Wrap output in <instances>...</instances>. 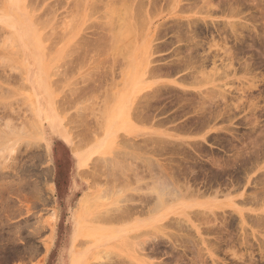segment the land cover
I'll use <instances>...</instances> for the list:
<instances>
[{
	"label": "rangeland",
	"instance_id": "rangeland-1",
	"mask_svg": "<svg viewBox=\"0 0 264 264\" xmlns=\"http://www.w3.org/2000/svg\"><path fill=\"white\" fill-rule=\"evenodd\" d=\"M124 1L0 0V264H71L70 252L73 250L83 257L82 264H104L107 255L136 258L151 264H264V0ZM135 14L139 17H133ZM126 20L131 23L128 27L132 33L128 36L123 29L129 23ZM120 22L125 24L122 26ZM122 33L126 38L121 41L118 38L119 35L124 37ZM195 42H199L198 46ZM86 45L90 49L85 48ZM40 69L39 79L45 78L50 89L51 103L46 99L48 106L29 81ZM82 74L93 78L88 80L90 78L86 76V82L81 78ZM91 97H94L93 101ZM209 104L211 108H208ZM203 106L209 111H201ZM47 108L66 132L68 141L55 136L46 145V120L42 121L40 117ZM140 111L144 115L149 111L152 115L141 117ZM33 119L40 123L41 139L36 141L34 137L27 142L29 134L24 133H29L30 128L26 122ZM110 122H114L115 131L105 138L104 129ZM84 124H89L90 130L94 126L95 133L92 130L90 134L87 130V133L83 132ZM149 136L153 138L151 142L145 139ZM155 136L164 138H156L159 146ZM78 139L85 140L79 143ZM126 141L141 145L143 150L127 146ZM76 144L87 153V162L83 166L78 164L73 152L72 145ZM154 144L159 149L153 160L167 164L166 171L169 172L172 164L177 167L176 161L182 164L184 157L183 164H192L194 170L190 174L184 170L182 173L185 166L178 165L177 168L181 167L179 174H183L176 176L180 185L175 182V192L162 188V197H158L161 201L158 200L160 204L156 202L157 205L152 201L156 199V195L153 198L156 192H151L156 183L154 179H147L155 172H148L149 165L146 167L147 163L141 157L142 153L146 158L150 154L147 149ZM172 147L179 150L174 148L173 151ZM125 152L127 161L138 164L136 173L141 169L138 177L143 174L144 178L141 176L142 182L138 181L141 187L133 189L136 192L131 190V183L122 194L132 192L137 196L145 192L141 194L144 198L150 191L151 202L147 206L141 204L139 199L136 200L137 196L132 202H139V209L144 206L141 212L133 214L130 210L125 217L130 213L131 218L129 215L117 223H107L103 218L99 220L92 216L100 207L114 206L109 203L113 190H108V194L96 185L101 189L102 197L99 194L100 198L91 210L81 209L79 200L86 192L96 193V187L90 186L88 172L99 168L96 167L100 166L99 161V165H94L97 159L118 158L116 156ZM68 196L69 201L65 202ZM119 204L122 208L125 202ZM196 209L207 213L194 215L191 211ZM181 217H184L183 222ZM177 220L189 225L186 231L179 230L180 234L188 230L191 238L195 237L194 241L190 238L189 245L198 240L194 250L187 242L182 244L186 250L180 247L179 252L173 250V254L169 249L174 242L169 232H175L176 228L171 225ZM77 226L81 233L74 237ZM110 228L123 229L117 235H110ZM146 238L159 242L157 253L148 256L147 252L142 254L135 250L136 241ZM198 246L204 248L201 255L196 249Z\"/></svg>",
	"mask_w": 264,
	"mask_h": 264
},
{
	"label": "bare ground",
	"instance_id": "bare-ground-1",
	"mask_svg": "<svg viewBox=\"0 0 264 264\" xmlns=\"http://www.w3.org/2000/svg\"><path fill=\"white\" fill-rule=\"evenodd\" d=\"M39 1V0H38ZM109 2V1H108ZM114 2V1H113ZM122 2V1H121ZM124 2H126V0L124 1ZM130 2V1H129ZM123 3V2H122ZM122 3L120 4V5H122ZM38 4V3H37ZM110 4V3H109ZM230 4V3H229ZM233 4V3H232ZM244 4V3H243ZM118 5V4H117ZM129 5V4H128ZM234 5V4H233ZM35 6V5H34ZM115 6V5H114ZM140 6V5H139ZM119 7V6H118ZM134 7V6H133ZM238 7V6H237ZM115 8V7H114ZM121 8H123V7H121ZM128 8H129V6H128ZM136 8H137V6H136ZM139 8V7H138ZM233 8V7H232ZM110 9V8H109ZM117 9V8H116ZM126 9V8H125ZM234 9V8H233ZM53 10V9H52ZM135 11V10H134ZM137 11V10H136ZM49 12V11H48ZM116 12V11H115ZM125 12H126V10H125ZM138 12H140V11H138ZM138 12H136L137 14H138ZM237 12V11H236ZM50 13V12H49ZM128 13V12H127ZM238 13V12H237ZM124 14V13H123ZM110 15V14H109ZM115 16V15H114ZM128 16V15H127ZM137 17V15L135 14V15H133V17ZM123 17V16H122ZM130 17V16H129ZM139 17V16H138ZM137 17V18H138ZM38 18V17H37ZM124 18L126 19L127 17H125L124 16ZM123 18V19H124ZM132 18V17H131ZM111 20V19H110ZM119 20V19H118ZM114 21V20H113ZM131 21V20H130ZM138 21V20H137ZM129 22V20H126V23H128ZM110 23H111V21H110ZM192 23V22H191ZM120 24H122V26L125 24V22H124V24L123 23H121L120 22ZM135 24V23H134ZM137 24V23H136ZM236 24H238V23H236ZM118 25V24H117ZM126 25V24H125ZM125 25L123 26V29H124V34L125 35H130V33H132V32H130L131 31V27H128V26H130L131 25V23L129 22L127 25H126V27H125ZM133 25V24H132ZM232 25V24H231ZM241 25H242V23H241ZM240 25V26H241ZM108 26L110 27V24H109V22H108ZM119 26V25H118ZM236 26V25H235ZM239 26V25H238ZM102 27V26H101ZM103 27H105V25L103 26ZM106 27H107V25H106ZM108 27V28H109ZM115 27V26H114ZM121 27V26H120ZM138 27V26H137ZM234 27V26H233ZM112 28H113V26H112ZM136 28V27H135ZM178 28V27H177ZM237 28V27H236ZM235 27H234V29H236ZM107 29V28H106ZM118 29V28H117ZM120 29H122V28H119V30ZM134 29V28H133ZM180 29V28H179ZM217 29V28H216ZM223 29V28H222ZM115 30V29H114ZM195 30V29H194ZM239 30V29H238ZM110 31V30H109ZM117 31V30H116ZM120 31H122V30H120ZM119 31V32H120ZM217 31V30H216ZM218 31H222V30H219L218 29ZM106 32V31H105ZM108 32V31H107ZM181 32V31H180ZM196 32V31H195ZM194 32V33H195ZM110 33V32H109ZM183 33V32H182ZM209 33V32H208ZM123 34V33H122ZM123 34V36L124 37H122V35H119V36H117V34L115 35V36H117V37H119L118 39H122V40H124V38H126L125 37V35ZM108 35V34H107ZM114 35V34H113ZM112 35V36H113ZM183 35H184V33H183ZM235 35V34H234ZM110 36V35H109ZM196 36H198V35H196ZM98 37H100V36H98ZM105 37V36H104ZM111 37V36H110ZM114 37V36H113ZM187 37V36H186ZM189 37V36H188ZM203 37V36H202ZM246 37V36H245ZM244 37V38H245ZM102 38H103V36H102ZM108 38V37H107ZM194 38V37H193ZM206 38V37H205ZM96 39V38H95ZM101 39V38H100ZM110 39V38H109ZM109 39H108V43H109ZM111 39H113V38H111ZM110 39V40H111ZM114 39H115V37H114ZM187 39V38H186ZM190 39H192V38H190ZM196 39V38H195ZM102 40H104V38L102 39ZM121 40V41H122ZM128 40V39H127ZM194 40V39H193ZM84 41V40H83ZM96 41V40H95ZM114 41V40H113ZM126 41V40H125ZM129 41V40H128ZM187 41V40H186ZM190 42V41H189ZM201 42V41H200ZM89 43V42H88ZM193 43H194V41H193ZM196 43V42H195ZM197 43H199V42H197ZM196 43V44H197ZM85 44H86V42H85ZM101 44V43H100ZM195 44V45H196ZM202 44V43H201ZM83 45H84V43H83ZM82 45V46H83ZM89 45V44H88ZM88 45H86V47L85 48H87L88 47ZM107 45H109V44H107ZM121 45V44H120ZM129 45V44H128ZM194 45V44H193ZM194 45V46H195ZM85 46V45H84ZM192 46V45H191ZM193 46V48H196V47H194ZM197 46H198V44H197ZM90 47H91V44H90ZM99 47V46H98ZM203 47V46H202ZM96 48V47H95ZM94 48V49H95ZM105 48V47H104ZM244 48V47H243ZM87 49H90V48H87ZM103 49V48H102ZM107 49V48H106ZM191 49V48H190ZM201 49V48H200ZM257 49V48H256ZM80 50V49H79ZM117 49H115V51H116ZM187 50V49H186ZM68 51V50H67ZM86 51V50H85ZM93 51V50H92ZM112 51V50H111ZM189 51V50H188ZM191 51H193V50H191ZM242 51V50H241ZM14 52V51H13ZM71 52V51H70ZM181 52V51H180ZM186 52V51H185ZM194 52V51H193ZM225 52H227V51H225ZM224 52V53H225ZM67 53V52H66ZM72 53V52H71ZM70 53V54H71ZM84 53V52H83ZM97 53H99V52H97ZM118 53V52H117ZM197 53V52H196ZM223 53V54H224ZM257 53V52H256ZM264 53V52H263ZM76 54V53H75ZM78 54H80V53H78ZM90 54V53H89ZM182 54V53H181ZM212 54V53H211ZM215 54V53H214ZM225 54H228V53H225ZM233 54V53H232ZM260 54V53H259ZM18 55V54H17ZM66 55V54H65ZM72 55V54H71ZM97 55V54H96ZM198 55V54H197ZM209 55V54H208ZM229 55H231V53H229ZM78 56V55H77ZM85 56H87V53H86V55ZM95 56V55H94ZM127 56V55H126ZM185 56V55H184ZM190 56H191V54H190ZM192 56H193V53H192ZM225 56V55H224ZM228 56V55H227ZM69 57V56H68ZM68 57H67V59H68ZM73 57V56H72ZM112 57V56H111ZM195 57H196V55H195ZM201 57V56H200ZM223 57V56H222ZM226 57V56H225ZM225 57H223V58H225ZM83 58V57H82ZM93 58V57H92ZM114 58V57H113ZM186 58H189V56L188 57H186ZM209 58V57H208ZM238 58V57H237ZM81 59V58H80ZM117 59V58H116ZM179 59V58H178ZM182 59V58H181ZM196 59H198V58H196ZM205 59V58H204ZM203 59V60H204ZM95 60V59H94ZM185 60V59H184ZM189 60H192V59H189ZM194 60V59H193ZM206 60V59H205ZM210 60V59H209ZM225 60V59H224ZM249 60H251V59H249ZM65 61V60H64ZM72 61V60H71ZM75 61H76V59H75ZM80 61V60H79ZM177 61V60H176ZM180 61V60H179ZM199 61H201V60H199ZM211 61V60H210ZM222 61V60H221ZM45 62V61H44ZM43 62V63H44ZM100 62V61H99ZM181 62V61H180ZM193 62V61H192ZM195 62V61H194ZM204 62V61H203ZM255 62V61H254ZM75 63V62H74ZM81 63V62H80ZM79 63V64H80ZM182 63V62H181ZM199 63H201V62H199ZM89 64H91V63H89ZM95 64V63H94ZM97 64V63H96ZM95 64V65H96ZM175 64V63H174ZM178 64V63H177ZM176 64V65H177ZM189 64V63H188ZM193 64V63H192ZM195 64H197V62H195ZM194 64V65H195ZM202 64V63H201ZM204 64V63H203ZM229 64V63H228ZM46 65V64H45ZM73 65V64H72ZM95 65H93V66H95ZM198 65V64H197ZM48 66V65H47ZM46 66V67H47ZM178 66V65H177ZM180 66V65H179ZM178 66V67H179ZM185 66H186V63H185ZM189 66V65H188ZM203 66V65H202ZM227 66V65H226ZM250 66V65H249ZM70 67V66H69ZM68 67V68H69ZM87 67H89V66H87ZM182 67V66H181ZM191 67V66H190ZM194 67V66H193ZM44 68H45V66H44ZM73 68V67H72ZM80 68H82V67H80ZM91 68V67H90ZM101 68H103L102 66H101ZM100 68V69H101ZM195 68V67H194ZM197 68V67H196ZM20 69V68H19ZM48 69V68H47ZM70 69V68H69ZM74 69V68H73ZM94 69V68H93ZM95 69H99V68H95ZM175 69V68H174ZM181 69V68H180ZM192 69V68H191ZM90 70V69H89ZM84 71V70H83ZM98 71V70H97ZM61 72V71H60ZM60 72H59V74H60ZM66 72V71H65ZM55 73V72H54ZM80 73V72H79ZM82 73V72H81ZM94 73H96V72H94ZM99 73V72H98ZM102 73V72H101ZM86 74H88V73H86ZM93 74V73H92ZM41 75V69L40 70H37L36 72H35V75H34V78L32 79V80H30L29 79V81H30V83H31V85H32V88L33 89H35V90H37L38 91V94L40 95V99H42L45 103H46V105H47V100H49L48 102L49 103H51V94H50V89H49V87L47 86V84H46V80H45V78H42V79H39V76ZM85 75V74H84ZM87 77L89 76V75H86ZM84 77L83 76V74H82V76H81V78L83 77V78H85V81L87 82V77ZM103 76V75H102ZM7 77V76H6ZM42 77V76H41ZM65 77H66V75H65ZM9 78V77H8ZM7 78V79H8ZM82 78V79H83ZM88 78H90V79H88V80H91L92 78H91V76H89ZM94 78H96V77H94ZM39 79V81H37ZM81 80V79H80ZM94 80V79H93ZM102 80V79H101ZM1 81V80H0ZM84 81V82H85ZM98 81V80H97ZM104 81V80H103ZM9 82V81H8ZM81 82V81H80ZM94 82V81H93ZM96 82V81H95ZM91 83V82H90ZM89 83V84H90ZM88 84V83H87ZM92 84V83H91ZM97 84H98V82H97ZM100 84V83H99ZM77 85V84H76ZM79 86H81V85H79ZM87 86V85H86ZM94 85L92 84V87H93ZM99 86V85H98ZM101 86V85H100ZM99 86V87H100ZM218 86V85H217ZM90 87V86H89ZM95 87V86H94ZM93 87V88H94ZM219 87V86H218ZM3 88V87H2ZM74 88V87H73ZM80 89V88H79ZM79 89H77V90H79ZM82 89V88H81ZM80 89V90H81ZM89 89V88H88ZM97 89V88H96ZM4 90V89H3ZM71 90V89H70ZM93 89H91L90 88V91H92ZM218 91V90H217ZM6 92V91H5ZM77 92V91H76ZM80 92H82V91H80ZM96 92V91H95ZM198 92V91H197ZM213 92H215V91H213ZM1 93V92H0ZM8 93V92H7ZM73 93V92H72ZM210 93H212V92H210ZM216 93V92H215ZM10 94H12V93H10ZM91 94H93V93H91ZM98 94V93H97ZM219 94L221 95V93L219 92ZM1 95V94H0ZM72 95V94H71ZM207 95H209L208 93H207ZM206 95V96H207ZM223 95V94H222ZM6 96H7V94H6ZM68 96V95H67ZM66 96V97H67ZM92 96H94L95 97V95L93 94ZM206 96H204L205 98H206ZM94 97H91V99H92V101H93V98ZM211 97V96H210ZM210 97H208V98H210ZM71 98V97H70ZM70 98H67V99H70ZM217 98H219V97H217ZM216 98V99H217ZM232 98V97H231ZM47 99V100H46ZM90 99V100H91ZM200 99H202V98H200ZM213 99V98H212ZM212 99H211V101H212ZM222 99H223V97H222ZM224 99H226L225 97H224ZM61 100V99H60ZM76 100V99H75ZM209 100V99H208ZM215 100V99H214ZM80 101V100H79ZM69 102V101H68ZM81 102V101H80ZM85 102V101H84ZM156 102V101H155ZM206 102H208L207 101V99H206ZM205 102V103H206ZM213 102V101H212ZM219 102V101H218ZM223 102V101H222ZM9 103V102H8ZM60 103V102H59ZM62 103H64V101L62 102ZM61 103V104H62ZM65 103H66V101H65ZM71 103V102H70ZM90 103V102H89ZM153 103V102H152ZM151 103V104H152ZM204 103V104H205ZM60 104V105H61ZM151 104H149V105H151ZM203 104V103H202ZM213 104V103H212ZM59 105V104H58ZM59 105V106H60ZM214 105H216V104H214ZM213 105V106H214ZM11 106V105H10ZM48 106V105H47ZM67 106V105H66ZM86 106V105H85ZM92 106V105H91ZM146 106H147V104H146ZM145 106V108H147ZM207 106V105H206ZM212 106V107H213ZM221 106V105H220ZM224 106H227V105H225L224 104ZM1 107V106H0ZM58 107V106H57ZM67 107H69V106H67ZM144 107V106H143ZM204 107L205 106H203V110H201V111H209L207 108L204 110ZM62 108V107H61ZM65 108V107H64ZM77 108V107H76ZM84 108V107H83ZM144 108V109H145ZM155 108H157V107H155ZM208 108H211V104H209V107ZM227 108H229V107H227ZM4 109V108H3ZM85 109V108H84ZM121 109V108H120ZM214 109V108H213ZM212 109V110H213ZM220 109V108H219ZM230 109V108H229ZM78 110V109H77ZM147 110V109H146ZM149 110V109H148ZM198 110V109H197ZM211 110V109H210ZM225 110V109H224ZM186 111V110H185ZM200 111V110H199ZM201 111H200V113H201ZM141 112V111H140ZM142 112H143V110H142ZM140 113V114H143V113ZM146 112V111H145ZM159 112V111H158ZM215 112H218V111H215ZM230 112V111H229ZM44 113V114H43ZM42 113V115H41V117H40V119H42V121L44 120H46V128H45V131H46V138H45V142H46V145L48 146V144H50L49 143V140H52L55 136H60L61 138H63V139H65L66 141H68V139H67V134H66V132L65 131H63V129H62V127H60V125L58 126V121L55 119V116H54V114L47 108V109H45V111ZM83 113H85V112H83ZM135 113V112H134ZM149 113H151V112H149L148 111V114ZM178 113V112H177ZM198 113V112H197ZM207 113V112H206ZM205 113V114H206ZM213 113H214V111H213ZM88 114V113H87ZM136 115H138L139 113L138 112H136L135 113ZM139 114V115H140ZM148 114L146 115V113H145V115L146 116H148ZM202 114L203 113H201V116H202ZM222 114H223V111H222ZM95 115V114H94ZM120 115V114H119ZM135 115V117H137ZM144 114L143 115H140L141 117L142 116H145ZM151 115H152V113H151ZM175 115H177V114H175ZM199 115V114H198ZM197 115V116H198ZM209 115V114H208ZM216 115V114H215ZM79 116V115H78ZM80 116H83L82 114L80 115ZM134 116V115H133ZM145 116V117H146ZM149 116H150V114H149ZM148 116V117H149ZM91 117V116H90ZM93 117V116H92ZM140 117V118H141ZM152 117V116H151ZM155 117V116H154ZM171 117V116H170ZM175 117V116H174ZM174 117H173V119H174ZM211 117V116H210ZM215 117V116H214ZM229 117V116H228ZM96 118V117H95ZM94 118V119H95ZM99 118V117H98ZM138 118V117H137ZM166 118V117H165ZM202 118H203V116H202ZM72 119V118H71ZM74 119V118H73ZM142 119H144V118H142ZM206 119V118H205ZM31 120V119H30ZM34 120V119H33ZM31 121L32 122V124H31V122H29V121H27V122H29V124L26 122V126H28L29 128H30V131H29V133H27V132H25L24 134H29V136H28V141L27 142H29V139L31 140H33L34 139V137H35V139H36V141H39L41 138H39V136L41 135V132H40V130H42L41 129V127H40V123H38V121ZM77 120V119H76ZM111 120V119H110ZM164 120V119H163ZM162 120V121H163ZM165 120H167V119H165ZM202 120V119H201ZM207 120V119H206ZM210 120V119H209ZM5 121V120H4ZM77 121H79V120H77ZM84 121V120H83ZM94 121V120H93ZM106 121V120H105ZM170 121V120H169ZM203 121V120H202ZM6 122H7V119H6ZM37 123L36 125H35V123ZM80 122V121H79ZM5 123V122H4ZM24 123V122H23ZM22 123V124H23ZM73 123V122H72ZM84 123H87V122H84ZM89 123V122H88ZM161 123V122H160ZM185 123V122H184ZM200 123H202V122H200ZM8 124V123H7ZM113 124H114V122H110L109 124H107L106 125V128L104 129V132H105V138H107V137H109V136H111V135H113L114 134V129H113ZM86 127H83V128H85V129H83V132H86L87 133V131L89 132H91V130L95 133V129H93V127L94 126H92V129L90 130V128L89 127H87L88 125L87 124H84ZM97 124H95V126H96ZM202 125V124H201ZM76 126V125H75ZM78 126V125H77ZM83 126V125H82ZM98 126V125H97ZM96 126V127H97ZM14 127V126H13ZM78 127H80V126H78ZM3 128V127H2ZM9 128H11V127H9ZM17 128V127H16ZM29 128H28V130H29ZM100 128V127H99ZM99 128H98V130H99ZM115 128V127H114ZM4 129V128H3ZM11 129H13V128H11ZM18 130H19V127L17 128ZM81 129V128H80ZM97 129V128H96ZM5 130H6V128H5ZM27 130V129H26ZM44 130V129H43ZM70 130V129H69ZM74 130V129H73ZM87 130V131H86ZM2 131V130H1ZM8 131V130H7ZM10 131V130H9ZM13 131V130H12ZM32 131V132H31ZM75 131V130H74ZM73 131V132H74ZM78 131H81V130H78ZM40 132V133H39ZM72 132V133H73ZM77 132V131H76ZM82 131H81V133L82 134H84V136L86 135L87 137H88V135L86 134V133H83ZM90 132H89V134H90ZM1 133V132H0ZM3 133V132H2ZM6 133V132H5ZM10 133H12V132H10ZM9 133V134H10ZM70 133V132H69ZM80 133V134H81ZM97 133V132H96ZM8 134V133H7ZM12 134H14V133H12ZM77 134H79V133H77ZM77 134H75V135H77ZM81 134V135H82ZM1 135V134H0ZM3 135V134H2ZM74 135V134H73ZM81 135H79V136H81ZM4 136H5V134H4ZM3 136V137H4ZM2 137V136H1ZM78 137V136H77ZM87 137H84V138H86L87 139ZM89 137H90V135H89ZM152 136H149L148 138H145L146 140H148V141H150L151 142V140H153V138H151ZM225 137V136H224ZM232 137V136H231ZM6 138H8L7 136L5 137V140H6ZM79 138V137H78ZM83 138V136L81 137V139ZM157 137L155 136V140H156V142L154 141V143H156L158 146H159V142L157 141V139H164V138H161V137H159L158 136V138L156 139ZM2 139V138H1ZM81 139H78L79 140V143H82L85 139H83V141L81 140ZM226 139V138H225ZM75 140V139H74ZM73 140V141H74ZM80 140L82 141V142H80ZM90 140V139H89ZM223 140V139H222ZM2 141V140H1ZM16 141V140H15ZM72 141V142H73ZM88 141V140H87ZM86 141V142H87ZM170 141V140H169ZM12 142V141H11ZM30 142H33V141H30ZM127 142V141H126ZM145 143L147 142V141H144ZM160 142H162V141H160ZM171 142V141H170ZM213 142V141H212ZM230 142V141H229ZM4 143V142H3ZM10 143V142H9ZM8 143V144H9ZM38 143V142H37ZM165 143V142H164ZM13 144V143H12ZM26 144V143H25ZM34 144H35V141H34ZM96 144H101V143H96ZM173 144V143H172ZM176 144V143H175ZM181 144V143H180ZM180 144L178 145V147L180 146ZM234 144V143H233ZM4 145V144H3ZM38 145V144H37ZM126 145L127 146H130V147H132V148H135L136 146L138 147V148H142L141 150H143V147H139V146H141V145H139V144H136L135 142L133 143V142H127L126 143ZM132 145V146H131ZM155 145V144H154ZM221 145V144H220ZM11 146V145H10ZM39 146V145H38ZM161 146V145H160ZM172 146V145H171ZM230 146V145H229ZM233 146V145H232ZM9 147V146H8ZM12 147V146H11ZM72 147H73V152L75 153V156H77V158H78V164L80 165V166H83V165H85L86 164V162H87V159H86V157H87V153L86 152H84L83 150H80V149H78V144H76V145H72ZM156 145L154 146V147H151V149L149 148V149H147V154L148 153H150V154H148V155H146V158L144 157V154H142L141 153V157L143 158V159H145L144 160V163H147L146 164V167L149 165V168H147V169H149L148 170V172L150 173L151 171L150 170H152V171H154L155 173H156V175H154L153 173H151L150 175H149V177L147 178V177H145V179L147 178V179H149V180H151V181H153V179H154V183H159L158 184V186H155L156 184H154V190H152L153 189V187H151L152 189V193H154V192H156V193H154V195H153V198L155 197V195H156V199L155 200H153L152 199V201H155L154 203L156 204V202H157V204L159 203L158 202V200H160V199H158V197L159 196H161L162 194V188H164V190L165 189H168L169 190V192L171 191V190H173L174 192L177 190H175V186L177 185V183H175V182H178L179 183V180H178V176H181V175H183V174H179L180 173V171H181V167L180 168H177L178 167V165H180V166H182V164H183V162H184V159H185V157H184V159H183V162H182V164L180 163V161H176L177 162V164H175V165H177V167H172V165H171V167L169 168V172L168 171H166V168L168 169V167H166V165L165 164H163L162 165V163L160 164V163H158L157 162V160H153V155L155 154H158V153H156V151H157V148L159 149V147H156ZM182 147V146H181ZM200 147V146H199ZM198 147V148H199ZM239 147V146H238ZM10 148V147H9ZM164 148V147H163ZM175 149H176V147H174ZM174 148L172 147V149H173V151H174ZM183 148V147H182ZM136 149V148H135ZM178 149V148H177ZM176 149V150H177ZM192 149H193V147H192ZM3 150V149H2ZM16 150V149H15ZM146 150V149H145ZM179 150V149H178ZM181 150V149H180ZM184 150V149H183ZM185 150H187V149H185ZM193 150H195V148L193 149ZM198 150V149H197ZM5 151V150H4ZM91 152H92V150H90ZM89 151V152H90ZM172 151V150H171ZM190 151V150H189ZM201 151V150H200ZM41 152V151H40ZM94 152H96V151H94ZM118 152H120V151H118ZM145 152V151H144ZM163 152V151H162ZM182 152V151H181ZM186 152H188V151H186ZM203 152V151H202ZM204 152H205V150H204ZM211 152V151H210ZM239 152V151H238ZM136 153V152H135ZM151 153H152V155H151ZM170 153V152H169ZM173 153V152H172ZM176 153V152H175ZM183 153H185V151L183 152ZM200 153V152H199ZM206 153V152H205ZM208 153V152H207ZM118 154H120V153H118ZM123 153H121V157L120 156H116V155H113V156H116V157H118V158H110L109 160L108 159H105L106 158V156H105V158L104 159H97L98 157L97 156H95V157H97L96 159H97V162H96V160H95V164L94 165H97L98 164V161H99V164H100V166H96V167H99L100 168V170H99V168H95L94 170L92 169V171L91 172H88L89 173V175L91 176V183L90 184H92L93 185V187H92V185H90L91 186V188H94V187H96V193L94 194L93 193V191H90V192H86V193H84L82 196H81V198H80V200H79V203H80V208L81 209H83L84 211H87V210H91V206L94 204V202H98V199L100 198V195H101V192H100V190L101 189H103L102 191H104L105 192V190H109L110 191V189L111 190H113L112 192V198H111V202H109V203H112V204H114V206H110L109 208L108 207H103V208H101L100 207V209H98L97 207H95V209L97 210L98 209V213L96 214L95 212H94V215L92 216V217H94V218H96V219H101V218H103L104 220H105V222L107 221V223L110 221L111 223H113V222H115V223H117V221H119V219H122V217H124V218H127V217H129V215H130V213H135L136 211H140L141 212V209L144 207H140L141 209H139L138 207H137V204L139 203V202H141V204H146V206H147V203H149V201H150V197H148L149 195H150V191H148V195L147 196H145L144 198H142V195L145 193H139V194H137V196H138V198H137V196H136V194H132V192H131V194L130 193H128L127 194V192H125V194H122V190H125V187L127 186H129L131 183L133 184V188L131 189V190H133V189H135V190H137L139 187H141V183L140 182H138V181H141L144 177H143V174L141 175H139V177H138V174L139 173H141V169H140V172L137 174L136 173V170H138V168H139V166H137L138 164H134V162H132V161H127V152H125L123 155H122ZM130 155H132V157L134 158V157H136V155H134L133 156V154H131V153H129ZM136 154H139V156H140V153H136ZM146 154V153H145ZM171 154V153H170ZM174 154V153H173ZM182 154V153H181ZM215 154V153H214ZM1 155V154H0ZM143 155V156H142ZM201 155V154H200ZM205 155V154H204ZM6 156V155H5ZM38 156V155H37ZM173 156V155H172ZM213 156V155H212ZM236 156V155H235ZM1 157V156H0ZM29 157H31V156H29ZM40 157V156H39ZM101 157V156H100ZM120 157V158H119ZM171 157V156H170ZM187 157H188V155H187ZM76 158V157H75ZM109 158V157H108ZM138 158H140V157H138ZM137 158V159H138ZM178 158H180V157H178ZM192 158V157H191ZM194 158V157H193ZM18 159V158H17ZM172 159V158H171ZM175 159V158H174ZM177 159V158H176ZM187 159H189V158H187ZM217 159V158H216ZM178 160V159H177ZM181 160V159H180ZM192 160V159H191ZM194 160H196V159H194ZM214 160V159H213ZM234 160V159H233ZM8 161V160H7ZM16 161V160H15ZM139 161H140V159H139ZM146 161V162H145ZM169 161V160H168ZM174 161V160H173ZM200 161V160H199ZM216 161V160H215ZM219 161V160H218ZM217 161V162H218ZM187 162V161H186ZM214 162V161H213ZM216 162V163H217ZM234 162V161H233ZM93 163V162H92ZM138 163V162H137ZM140 164H141V161L139 162ZM143 163V162H142ZM174 163V162H173ZM189 163V162H188ZM188 163H187V165H188ZM196 163V162H195ZM244 163V162H243ZM12 164V163H11ZM98 164V165H99ZM202 164V163H201ZM213 164V163H212ZM217 164H219V163H217ZM5 165V164H4ZM196 165V164H195ZM200 165V164H199ZM236 165V164H235ZM238 165V164H237ZM243 165V164H242ZM120 166V167H119ZM145 166V165H144ZM183 166H185V164H183ZM182 166V167H183ZM215 166V165H214ZM95 167V166H94ZM117 167L118 168H120V170H118L117 169ZM192 164H191V166L190 165H188V166H185V168L183 169L182 168V173H183V170L185 171V172H188L187 174H190V173H192L194 170H192ZM195 167V166H194ZM204 167V166H203ZM217 167H218V165H217ZM28 168V167H27ZM45 168V167H44ZM48 168V167H47ZM46 168V170H48ZM144 168V167H143ZM202 168V167H201ZM220 169V168H219ZM16 170V169H15ZM143 171V170H142ZM179 171V172H178ZM192 171V172H191ZM165 172H168L167 174L165 173ZM216 172H218V171H216ZM41 173V172H40ZM43 173V172H42ZM143 173V172H142ZM163 173H164V175H163ZM196 173V172H195ZM168 174H169V176H168ZM179 174V175H178ZM37 175H39V174H37ZM178 175V176H177ZM184 175H186V174H184ZM192 175V174H191ZM239 175V174H238ZM3 176V175H2ZM89 176V177H90ZM143 178H142V177ZM146 176V175H145ZM162 176H164V177H167L168 176V178H163ZM177 176V177H176ZM187 176V175H186ZM188 176H190V175H188ZM236 176V175H235ZM234 176V177H235ZM1 177V176H0ZM20 177V176H19ZM37 177V176H36ZM183 177V176H182ZM138 180H137V179ZM177 178V179H176ZM184 178V177H183ZM196 178V177H195ZM223 178V177H222ZM136 179V180H135ZM180 179V178H179ZM182 179V178H181ZM17 180V179H16ZM89 180V181H90ZM132 180V181H131ZM133 180H135V181H133ZM184 180V179H183ZM191 180V179H190ZM193 180V179H192ZM101 181H103V182H101ZM131 181V182H130ZM155 181H157V182H155ZM17 182V181H16ZM142 182V181H141ZM147 182V181H146ZM150 182V181H149ZM182 182V181H181ZM187 182V181H186ZM1 183V182H0ZM11 183V182H10ZM152 183V182H151ZM221 183V182H220ZM7 184V183H6ZM139 184V185H138ZM143 184H144V181H143ZM146 184H148V182L146 183ZM89 185V184H88ZM99 186L101 189H98L99 187H97V186ZM123 186V189H122V186ZM145 185V184H144ZM144 185H142V186H144ZM152 185V184H151ZM179 185H180V183H179ZM230 185V184H229ZM185 186V185H184ZM126 187V188H127ZM145 187V186H144ZM146 187H147V185H146ZM155 187H157L156 188V190L157 191H155ZM158 187L160 188L161 187V190H158ZM181 188V187H180ZM31 189V188H30ZM49 189V188H48ZM117 189V190H116ZM147 189V188H146ZM32 190V189H31ZM115 190V191H114ZM135 190H133L134 192H136ZM37 191V190H36ZM108 191V192H109ZM154 191V192H153ZM166 191V190H165ZM38 192V191H37ZM43 192V191H42ZM107 192V193H108ZM178 192V191H177ZM12 193V192H11ZM28 193V192H27ZM45 193V192H44ZM166 193V192H165ZM164 193V194H165ZM168 193V192H167ZM15 194V193H14ZM39 194V193H38ZM46 194V193H45ZM100 194V195H99ZM108 194H110V192L108 193ZM169 195H170V193H168ZM171 194H174V193H171ZM201 194V193H200ZM16 195V194H15ZM20 195V194H19ZM33 195V194H32ZM40 195V194H39ZM39 195H38V197H39ZM99 195V196H98ZM177 193H176V197H177ZM27 196V195H26ZM41 196V195H40ZM151 196H152V194H151ZM173 196H175V195H173ZM35 197V199H36V197H37V195L36 196H34ZM101 197H102V195H101ZM162 197V196H161ZM199 197V196H198ZM40 198V197H39ZM69 198H70V196H68L66 199H65V202H67V201H69ZM95 198H97V200H95ZM135 198H137L136 200L138 201V199H139V202L137 203V204H134L133 202L135 201ZM152 198V197H151ZM164 198V197H163ZM47 199V198H46ZM45 199V200H46ZM165 199V198H164ZM171 199H174V198H169V200H171ZM44 200V201H45ZM49 200V199H48ZM64 200V199H63ZM104 200V199H103ZM107 200V199H106ZM130 203V201H131V203L130 204H128V203H126L127 201ZM134 200V201H133ZM50 201V200H49ZM133 201V202H132ZM136 201V202H137ZM161 201V200H160ZM120 202H125V204L122 206V208H120V205L121 204H119ZM151 202V201H150ZM62 203V202H61ZM153 203V202H152ZM140 204V203H139ZM138 204V205H139ZM140 204V205H141ZM150 204V203H149ZM156 204V205H157ZM160 204V203H159ZM39 206V205H38ZM45 206V205H44ZM119 206V207H118ZM145 206V207H146ZM99 207V206H98ZM40 209V208H39ZM94 209V210H95ZM103 209V210H102ZM93 210V211H94ZM99 210H101L100 212H99ZM131 210V212L129 213V215L127 216V217H125L126 216V214L129 212ZM143 210V209H142ZM149 210H150V207H149ZM199 210V211H198ZM196 209L195 211H191L193 214L194 213H202V212H204L205 214L204 215H206V213L207 212H205L204 210H202V211H200V209ZM207 211V210H206ZM48 212H49V210H48ZM111 212H113V213H111ZM116 212H118V213H116ZM140 212H139V214H140ZM187 212V211H186ZM190 212V213H191ZM210 212V211H209ZM138 213V212H137ZM143 213V212H142ZM164 213H165V211H164ZM214 213V215H215V212H213ZM95 214H96V216H95ZM138 214V215H139ZM132 215V214H131ZM131 215H130V218H131ZM152 215V214H151ZM194 215H196V214H194ZM198 215V214H197ZM229 215V214H228ZM198 216H200V215H198ZM197 216V217H198ZM209 216V215H208ZM232 216V215H231ZM55 217V216H54ZM156 217V216H155ZM159 216H157L156 218H158ZM186 218H188L189 219V217L188 216H185ZM190 217H191V215H190ZM206 217V216H205ZM216 217V216H215ZM91 218V217H90ZM152 218V217H151ZM177 218V217H176ZM182 218H184V217H181V220H182V222H183V219ZM185 218V219H186ZM192 218V217H191ZM194 218V217H193ZM75 219V218H74ZM102 219V220H103ZM116 219H118V220H116ZM153 219H154V217H153ZM170 219V221H171V218H169ZM174 219V218H173ZM184 219V220H185ZM203 219V218H202ZM212 219V218H211ZM73 220V219H72ZM95 220V219H94ZM101 220V221H102ZM103 220V221H104ZM123 220H125V219H123ZM128 220V219H127ZM150 220V219H149ZM199 220V219H198ZM260 220V219H259ZM223 221V220H222ZM109 222V223H110ZM172 222H173V220H172ZM176 223H173V225H171V226H173L174 228H176L175 229V232L173 231V232H169V235L171 236L170 238H171V240H174V242H176V243H174V242H172L171 244H170V250L173 252V250H175V251H177V252H179V250H178V248H183V250H186V247H185V245H182L183 243H185V242H187V244L188 243H190V238H191V236H190V232L187 230V232H184V234H182V232L183 231H181V234L178 232L179 230H185L186 231V227H188L189 225H184V223H181L180 222V220H177V221H175ZM185 222V221H184ZM206 223H207V221H206ZM175 224V225H174ZM212 224V223H211ZM224 224V223H223ZM207 225H209V224H207ZM74 226V225H73ZM212 226V225H211ZM211 226H210V228H211ZM79 226H77L76 228H75V231H74V237H76L77 235H78V232L79 233H81V230H79L78 231V228ZM81 227V226H80ZM172 227V228H173ZM230 227V226H229ZM44 228V227H43ZM115 228H117V227H115ZM115 228H110L111 230H109V232H110V235H117L118 233H119V231L121 232L122 231V229L123 228H121L120 230H118L117 231V229H115ZM189 228V227H188ZM187 228V229H188ZM227 228V227H226ZM37 229V228H36ZM35 229V230H36ZM81 229H82V227H81ZM84 230V229H83ZM190 230H191V228H190ZM223 230V229H222ZM37 231H39V230H37ZM42 231V230H41ZM204 231V230H203ZM191 232H193V231H191ZM210 232V231H209ZM84 234V233H83ZM137 234V233H136ZM192 234V236H193V233H191ZM127 236H130L131 237V235H127ZM134 236V235H133ZM178 237H181L180 238V240H181V242H180V240H177V238ZM238 237V236H237ZM73 238V237H72ZM132 239H133V237H131ZM137 238H139V237H137ZM173 238H175V239H173ZM193 238H195V237H193ZM193 238H191V239H193ZM219 238V237H218ZM233 238V237H232ZM135 239V238H134ZM147 239V238H146ZM144 240V239H143ZM196 240V239H195ZM205 240H206V238H205ZM220 240V239H219ZM149 241H151V240H144V241H142V239H141V242H139V241H136V242H138V243H135V245H137V249H135V247H134V249L135 250H138V251H140L142 254H145L146 252V254H149L148 256H150V255H152V254H154V252L155 253H157V251H158V249H159V247H158V243L155 241V242H153V241H151V242H149ZM170 241V240H169ZM177 241L179 242L178 244H177ZM192 241V240H191ZM193 241H194V239H193ZM191 242L192 244H190L191 245V250H194V245L197 243V241L198 240H196V243L195 242ZM148 242V243H147ZM203 241H201V243H202ZM210 242V241H209ZM225 242V241H224ZM237 242V241H236ZM239 242V241H238ZM247 242V241H246ZM128 243V242H127ZM151 243V244H150ZM152 243H155V244H152ZM206 243H207V241H206ZM249 243V242H248ZM165 244V243H164ZM186 244V243H185ZM198 244V243H197ZM207 244H209V243H207ZM130 245V244H129ZM189 245V244H188ZM189 245V246H190ZM193 245V246H192ZM210 245V244H209ZM211 245H212V243H211ZM219 245V244H218ZM262 245V244H261ZM132 246V245H131ZM167 246H168V244H167ZM236 246V245H235ZM128 247H130V246H128ZM193 247V248H192ZM197 247V246H196ZM199 247V246H198ZM218 247V246H217ZM238 247V246H237ZM246 247V246H245ZM251 247V246H250ZM189 248V247H188ZM227 248V247H226ZM128 249V248H127ZM131 249H132V247H131ZM167 249V248H166ZM197 250H198V254L200 253V255H201V253H202V251L204 250V248H202V247H199V248H196ZM160 250V249H159ZM201 250V251H200ZM228 250V249H227ZM163 251H164V249H163ZM200 251V252H199ZM248 251V250H247ZM76 252V251H75ZM150 252V253H149ZM182 252H184V251H182ZM181 252V253H182ZM215 252V251H214ZM232 252H234V251H232ZM236 252V251H235ZM152 253V254H151ZM171 253V252H170ZM185 253V252H184ZM184 253H182V254H184ZM191 253V252H190ZM193 253H194V251H193ZM192 253V254H193ZM58 254V253H57ZM108 254V253H107ZM162 254H164V253H162ZM168 254V253H167ZM173 254H174V252H173ZM177 255H178V253H176ZM175 254V255H176ZM70 255H71V264H82V259H83V257L82 256H80V255H78L77 253H74V250L73 251H71L70 252ZM158 255V254H157ZM172 255V254H171ZM194 255V254H193ZM108 256V257H107ZM107 256H105L106 257V260H105V262H107V263H105L104 262V264H151V262L149 263V262H145V261H143L142 260V262L140 261V260H138V259H136V258H128V257H125V256H119V255H117V257L115 258V256L116 255H111V256H109V255H107ZM142 256H144V255H142ZM147 256V255H146ZM177 257H179V256H177ZM253 257H255V256H253ZM172 258V257H171ZM202 258V257H201ZM204 258V257H203ZM263 258V257H262ZM261 258V259H262ZM135 259V260H134ZM248 259V258H247ZM251 260V259H250ZM164 261H165V259H164ZM177 261V260H176ZM181 261V260H180ZM216 261V260H215ZM252 261V260H251ZM70 262V261H69ZM102 262V261H101ZM192 262V261H191ZM190 262V263H191ZM92 263V262H91ZM161 263H162V261H161ZM165 263V262H164ZM179 263V262H178ZM70 264V263H69ZM94 264V263H93ZM102 264V263H101ZM180 264V263H179ZM199 264H201V263H199ZM216 264V263H215Z\"/></svg>",
	"mask_w": 264,
	"mask_h": 264
}]
</instances>
